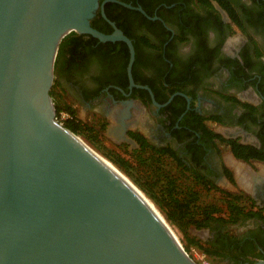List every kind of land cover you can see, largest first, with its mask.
I'll list each match as a JSON object with an SVG mask.
<instances>
[{"label": "flooded vegetation", "instance_id": "1", "mask_svg": "<svg viewBox=\"0 0 264 264\" xmlns=\"http://www.w3.org/2000/svg\"><path fill=\"white\" fill-rule=\"evenodd\" d=\"M116 1L103 11L132 43V84L124 42L77 35L57 59L59 92L102 119V134L129 140L113 142L132 152L142 139L173 169L240 196L237 222L198 238L228 264L264 260V0ZM91 26L114 30L100 9Z\"/></svg>", "mask_w": 264, "mask_h": 264}, {"label": "water", "instance_id": "2", "mask_svg": "<svg viewBox=\"0 0 264 264\" xmlns=\"http://www.w3.org/2000/svg\"><path fill=\"white\" fill-rule=\"evenodd\" d=\"M107 2L117 1L0 0V264H196L152 203L55 119V61L70 32L124 42L130 76L134 49ZM98 9L111 34L91 26Z\"/></svg>", "mask_w": 264, "mask_h": 264}, {"label": "trees", "instance_id": "3", "mask_svg": "<svg viewBox=\"0 0 264 264\" xmlns=\"http://www.w3.org/2000/svg\"><path fill=\"white\" fill-rule=\"evenodd\" d=\"M221 1L227 3L225 0ZM204 2L206 1L204 0ZM117 24L119 25L118 22ZM77 35L78 34L74 32H70L61 40L56 57L57 59L60 53L63 54L66 50L68 51V46L75 45L73 43L75 39L78 40V38H76ZM70 51L71 50H69V52ZM123 51H125V49H123ZM57 59L55 69H57ZM51 95L54 97V93ZM55 106L56 112L65 110L74 118L75 112L70 107L63 106L61 108L58 102ZM64 126L75 135L83 136L89 141L102 156L113 163L120 172L125 174L149 198V200H151L159 212L163 214L162 216L170 226L178 229L183 234L187 233L186 231L189 227L203 229L211 226L213 222L217 221L235 223L240 213L244 210L243 206H241L240 196L225 193L212 183L205 181L202 177H198L199 179L195 178L193 176L194 172L192 171L181 168L174 169L178 173V177H174L170 172L173 168L168 156L165 160L161 157L162 155L157 154L156 150L142 139L139 140L141 148L132 151V155L139 160L137 167H134L122 155L103 146L98 137L99 132L94 128L83 124V122L75 118L67 120ZM102 130L103 128L101 131ZM235 150L237 151L236 156L239 158L247 160L251 157L242 146L236 145ZM138 166L146 168L147 174L145 181H143L141 175L138 173ZM131 170H135L136 174L132 173ZM181 179H185L183 183L179 182ZM201 191H217L220 193L225 203V215L221 214L222 209L214 204H209L202 208V206L198 204ZM190 243L209 257L223 258L226 256L223 250L214 248V246L202 243L199 240L190 239ZM248 264L254 263L250 262Z\"/></svg>", "mask_w": 264, "mask_h": 264}, {"label": "rangeland", "instance_id": "4", "mask_svg": "<svg viewBox=\"0 0 264 264\" xmlns=\"http://www.w3.org/2000/svg\"><path fill=\"white\" fill-rule=\"evenodd\" d=\"M60 55H62V53H60ZM55 63H56V61H55ZM57 82H58L57 81V72L55 69L54 70L53 85H52L51 90H50V96H51L52 101L54 103L55 109H56L55 104L57 102L61 106L70 107L75 112L74 118L76 120L83 122V124L88 125L89 127H92L96 131L99 132L98 137L101 140L103 146H105L109 150H113L116 153L122 155L125 159H127L130 162V164H132L134 167H137L139 160L132 155L130 148L128 146L113 142L108 136H105L104 134H102V132L100 131L101 125L103 124L102 119H99L94 112H92L90 110H85L84 108L79 107L73 100L69 99V97L67 95L63 96L59 92L60 90L57 88V86H58ZM52 93H54V97L51 95ZM60 112L62 114H65V119H59L58 118L57 122L61 123L64 126V123L66 122L65 120H66V115H67L66 113L67 112H65V111H60ZM60 112L55 111V117H57ZM74 118L72 116L70 117V119H74ZM78 138L82 142H84L85 144L90 146L94 151L99 153L89 143V141H87L83 136H78ZM99 154L101 155V153H99ZM138 169H139V171H138L139 175H141L143 181H145L146 174H147L146 170H145L146 168L143 166H141V167L138 166ZM168 170H170V169H168ZM131 171H132V173L136 174L135 170H131ZM170 172H171V174L174 175V177H178V173L174 169L170 170ZM184 180L185 179H181L179 182L183 183ZM230 188H232V187H230ZM198 204L201 205L202 208L209 205V204L217 205L218 207H220L222 209L221 214L225 215V211H224L225 203L222 200V195H220V193H218L217 191H210V192L201 191L200 192V200H199ZM170 227L172 228V230L177 235V237H178L183 249L185 250V252L188 254V256L195 263H197V264H228L225 257H223V258L209 257V256L205 255L204 253H202L201 251H199L195 246L191 245L190 239L199 240V238H198L199 232H197V230H199V229H196L195 227H189L186 231L187 233L183 234L178 229H176L172 226H170Z\"/></svg>", "mask_w": 264, "mask_h": 264}, {"label": "bare ground", "instance_id": "5", "mask_svg": "<svg viewBox=\"0 0 264 264\" xmlns=\"http://www.w3.org/2000/svg\"><path fill=\"white\" fill-rule=\"evenodd\" d=\"M79 139V138H78ZM80 140V139H79ZM81 141V140H80ZM82 142V141H81ZM82 144L90 149H92L90 146H88L87 144H85L84 142H82ZM93 150V149H92ZM96 152V151H95ZM97 153V152H96ZM99 154V153H98ZM100 155V154H99ZM102 156V155H100ZM103 157V156H102ZM104 159H106L105 157H103ZM109 163H111L108 159H106ZM118 171H120L113 163H111ZM122 173V172H121ZM123 174V173H122ZM148 200L149 198L125 175L123 174ZM151 202V200H149ZM152 203V202H151ZM152 205L156 208V206L152 203ZM157 209V208H156ZM158 210V209H157ZM159 211V210H158ZM160 213V212H159ZM161 214V213H160ZM163 215V214H161ZM163 217V216H162ZM164 218V217H163ZM166 221V220H165ZM167 222V221H166ZM168 224V223H167ZM169 225V224H168ZM170 226V225H169ZM171 228V227H170ZM172 229V228H171ZM173 231V230H172ZM174 232V231H173ZM175 234V232H174ZM175 236L177 237V235L175 234ZM178 239V237H177ZM179 240V239H178ZM180 242V241H179ZM181 244V243H180Z\"/></svg>", "mask_w": 264, "mask_h": 264}, {"label": "built area", "instance_id": "6", "mask_svg": "<svg viewBox=\"0 0 264 264\" xmlns=\"http://www.w3.org/2000/svg\"><path fill=\"white\" fill-rule=\"evenodd\" d=\"M70 117H71V116H69V115L67 114V115H66V120H65V121L69 120ZM58 118H59V119H65V114H62V113L60 112V113L58 114V116L55 117L56 120H58ZM60 124H61V123H60ZM196 264H197V263H196Z\"/></svg>", "mask_w": 264, "mask_h": 264}]
</instances>
